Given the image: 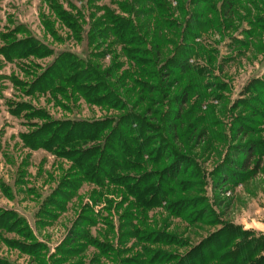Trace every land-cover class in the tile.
Wrapping results in <instances>:
<instances>
[{"label":"rangeland","instance_id":"obj_1","mask_svg":"<svg viewBox=\"0 0 264 264\" xmlns=\"http://www.w3.org/2000/svg\"><path fill=\"white\" fill-rule=\"evenodd\" d=\"M82 71L101 73L96 103L65 77ZM129 115L122 145L110 130L53 151L24 141ZM95 147L119 156L124 183L75 182L65 202L81 166L58 150ZM241 151L259 172L237 167ZM1 213L32 235L0 229L3 264H225L227 225L264 236V0H0Z\"/></svg>","mask_w":264,"mask_h":264},{"label":"trees","instance_id":"obj_2","mask_svg":"<svg viewBox=\"0 0 264 264\" xmlns=\"http://www.w3.org/2000/svg\"><path fill=\"white\" fill-rule=\"evenodd\" d=\"M63 62L64 61L58 62L53 67V69L57 68L59 69L58 71L61 72L65 66V64H62ZM69 68L72 69L71 67ZM73 72L74 71L72 70V73ZM100 75L101 73L97 71H90L88 73L82 71L76 73L75 75H73V77L71 75H65V77L72 79V81L77 85L81 84V91H83L84 96L89 99L91 97L94 98L92 103H96L101 100L95 95V93H98L100 91V83L102 82V78ZM86 78L88 79L86 80ZM91 78H96L94 80L97 82L94 85L86 87V84L91 80ZM83 79L86 81H82ZM187 102L188 93H185L182 98H180V107L174 114L173 121H171L170 123V131L175 137L176 135H178L179 130V124H177V122L181 119L182 112L184 110V107L187 105ZM138 121L139 119H137L135 115H129L118 120L116 126L114 127H111L110 121L107 120L102 121V123L94 122L90 124L85 122L69 123V125L67 123H63L60 124L61 126H59L57 130L51 135L49 134L51 132L50 129H47L50 130L48 132L46 131V129L42 128L35 133L24 136V141L26 145L33 150L44 148L46 150L53 151L54 149H57L59 145L64 146L74 142L77 143L78 141H94L98 139L102 134H105L106 131L110 130L111 134L107 140V143H109L108 147H110L111 145V140L114 141L116 137L117 142L122 145L125 139L123 140L121 134L119 136L116 135L119 132L118 127L121 125H126L129 122L137 124ZM140 130H147V132H152V129L150 127L148 128L147 123L143 121L141 122ZM202 134L201 139L203 136ZM107 148L104 147L103 149H101L95 147L86 149L85 151H80L78 149H71L69 151H65L64 149L58 150V152L63 154V156L65 157L75 158L76 160L78 159L77 162L79 163V166H81L79 168V172L77 173V177H71L69 180L64 181L67 184L63 185L64 192L60 193L62 194L61 197L65 199V202L66 200L71 199L72 195L75 194L74 190L78 189L79 186L77 187L75 185V182L95 181V183H100L101 180L109 177L113 182L117 184L124 183V180L121 177L122 167L119 163V156L114 158L110 157L107 154V152L109 151ZM168 153L169 149L168 146H166L165 148H163L162 153L158 152L156 156H158V158H161V160H164L167 158ZM239 154L243 155V160L239 161L236 164L237 167L241 168L244 171L252 170L253 173L259 172L261 166L260 162L253 163V159L255 158L256 154L255 152L241 151ZM164 173L167 174L170 178H174V176L176 175L171 174L172 172H168L167 170H165ZM150 191H152L151 195ZM157 193L158 187H149L145 191V194L148 195L147 198L152 197V199L157 195ZM132 195L135 196L134 194ZM54 199H56V197H50L47 200V202L50 200L49 206L46 207L47 213H49V215L52 214V205L54 206L52 200ZM53 202L56 203L55 200ZM147 204H150V200L148 201L146 199L145 202H141V206L143 205V207H148ZM20 221L22 220L19 217H15V215H13L12 213H1L0 229H6L12 232L17 229L18 234L21 233V235L25 236L26 238H32L31 232H28L26 229L27 226L24 225V223L21 224ZM76 234V239H79L77 240V242H80V239L82 240L87 237V235L84 236L80 232H77ZM218 234L221 236L219 238L223 241L224 250H221L219 253H217V255L213 254V256L215 255L217 259H220L225 264H264V236H260L258 238L256 237L254 239H248V237L251 236L250 234H252L251 231H245L240 227H235L231 224L227 225ZM225 250H227V252L222 253V251L224 252ZM0 264L3 263L0 262Z\"/></svg>","mask_w":264,"mask_h":264}]
</instances>
